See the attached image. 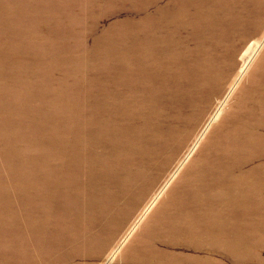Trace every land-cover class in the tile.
I'll return each mask as SVG.
<instances>
[{
  "label": "rangeland",
  "instance_id": "1",
  "mask_svg": "<svg viewBox=\"0 0 264 264\" xmlns=\"http://www.w3.org/2000/svg\"><path fill=\"white\" fill-rule=\"evenodd\" d=\"M2 1L0 264H264V0Z\"/></svg>",
  "mask_w": 264,
  "mask_h": 264
},
{
  "label": "bare ground",
  "instance_id": "2",
  "mask_svg": "<svg viewBox=\"0 0 264 264\" xmlns=\"http://www.w3.org/2000/svg\"><path fill=\"white\" fill-rule=\"evenodd\" d=\"M4 10H5V3L4 1L0 0V24L1 26H3L4 28H6L7 30H12L14 25L17 27L16 29V33L19 34L22 32V30L24 28H27L29 27L27 25V19H25L24 17H17V18H12L10 15L6 14L10 19L11 21L9 22V20H6L5 18V15L3 14L4 13ZM3 14V15H2ZM4 16V18L2 17ZM13 19V20H12ZM24 46H22V48H25L26 49V45H30L29 41L27 39L24 40ZM0 46L2 47H9V45H7V43L5 41L2 40V37H0Z\"/></svg>",
  "mask_w": 264,
  "mask_h": 264
}]
</instances>
